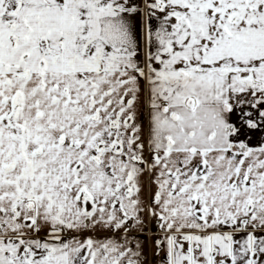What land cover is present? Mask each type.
Instances as JSON below:
<instances>
[{
    "label": "snow or ice",
    "instance_id": "6c2138e0",
    "mask_svg": "<svg viewBox=\"0 0 264 264\" xmlns=\"http://www.w3.org/2000/svg\"><path fill=\"white\" fill-rule=\"evenodd\" d=\"M0 264H264V0H0Z\"/></svg>",
    "mask_w": 264,
    "mask_h": 264
}]
</instances>
